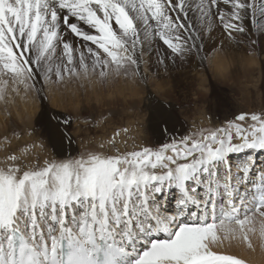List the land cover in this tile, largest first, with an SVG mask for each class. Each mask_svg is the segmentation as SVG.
I'll return each mask as SVG.
<instances>
[{
    "label": "snow or ice",
    "instance_id": "obj_1",
    "mask_svg": "<svg viewBox=\"0 0 264 264\" xmlns=\"http://www.w3.org/2000/svg\"><path fill=\"white\" fill-rule=\"evenodd\" d=\"M214 25L260 43L264 0H0V98L41 72L141 71L157 41L186 60ZM236 119L156 149L0 168V264H244L214 251L237 233L251 247L264 218V114Z\"/></svg>",
    "mask_w": 264,
    "mask_h": 264
},
{
    "label": "rangeland",
    "instance_id": "obj_2",
    "mask_svg": "<svg viewBox=\"0 0 264 264\" xmlns=\"http://www.w3.org/2000/svg\"><path fill=\"white\" fill-rule=\"evenodd\" d=\"M242 44V46L246 47V43ZM247 50L248 51L245 52L246 56L254 54L251 49L248 48ZM167 51L170 54V50L167 49ZM212 55L213 54L207 55V58L205 56L204 63L200 65V71H197L194 80H189L188 87L182 88V90L172 89L169 94H165V92L161 90H156V85H152L149 78L147 81L139 79L137 75L138 71H135L133 67L127 69H131L132 72L134 70V80L138 78L137 88H142L141 90L147 92V88L145 87L148 86V89L154 92L155 97L160 104L163 106L172 105L171 108H173L171 114L176 118L174 119L176 127L173 130H170L169 128L163 129L161 131L163 135H158L151 127L149 122L151 107L148 106L146 96L142 95L144 94L143 92L140 94L141 100H129V95L127 93L125 96L118 95V100L113 101L108 99L107 96L109 93L115 96L116 92H122L130 81L133 82V78L125 76V80L120 81L119 79L101 77L98 75V71L92 73L94 76H91L85 82H67L66 78L53 82L50 79L44 78L42 81V92L46 106L64 114L67 118L64 122L65 125L62 126L64 129H68V134L72 136L75 147L70 158H80L81 156H87L90 153L99 154L100 152L106 155H115L116 149H119L120 152H131L133 150H138L143 146L156 149L174 141H179L181 137L196 136L201 132L228 127L230 122L240 123L236 117L241 114H264V64L260 66L259 70H255L249 65V63L246 65H244L245 63L236 64L237 66L233 65L232 72L229 71L230 80L223 78L221 80V78H216L213 75V73H215V68L214 63H212L214 55ZM174 60L182 62L186 61L179 59ZM256 60L259 61L258 59ZM262 62L264 63L263 58ZM107 70L115 71V68L113 67ZM120 71L124 70L122 69ZM247 75H249L248 79L246 77ZM235 81H241L243 85H246L249 88L246 87L247 91L240 90L237 88V85H235ZM200 83L204 84L200 86ZM16 85L22 92L28 91V93L24 94V99L31 98V102L35 101L37 105H39V110L36 116L39 120L37 118V122L34 121L35 124L31 126V132L28 133L27 131L22 130V128L19 129V126H22V124L12 112H9L10 120L8 118L9 114L5 115L6 113L4 112L1 114L0 124L9 123L10 125L18 126V128H16V131L13 134L10 132L5 134L9 139H7L5 135H1L2 137L0 136V165L3 169L12 166L13 163L20 165L25 169L40 168L45 164V159H47V153L45 152L49 149V139L46 135L47 131L45 129L46 125L40 117L41 115L45 116L46 114L40 110L41 101L37 93L38 90L33 86L31 81H28L27 84L15 85L10 82L7 87L9 88ZM53 86H57V89H60V91L61 88L66 86H72L73 88H76V90L80 87L79 89H82V91L72 98V102L70 101L71 97H64L62 99L64 102H62L63 105L66 106V109L68 108L66 110L53 105L52 93L50 91ZM14 89L16 88H12L14 93L13 97H16L17 93ZM200 91L203 92L201 93ZM197 94H202V102L198 106L191 105L190 103L194 101L193 99ZM145 95H147V93ZM97 96H100V98ZM8 99L9 95L6 92L4 93L3 98H0V101L4 103V106H8ZM110 102L114 104H111ZM74 104L78 105V112L75 111L76 105ZM1 111L2 108L0 106V112ZM201 115H204L203 118L208 122L207 124H202V120L200 121L199 119L195 122L197 118H201ZM202 125H207L206 127L211 126V128L206 129L205 127L201 130V127H203ZM117 133H119V135H117ZM10 134L13 136L16 135L15 138L18 139L16 141L11 140ZM112 141H114V143H112ZM38 154H40L42 158L41 156L39 157ZM23 155L29 156L30 161H28L26 156L23 157ZM10 156H16L17 160L13 162L8 159ZM243 156L244 153L234 154L233 163L238 164L240 158ZM254 156L259 157L257 164L264 166V155L255 153ZM259 170L260 168L257 167L256 171L258 172ZM262 223H264V218L260 217L258 214L253 217L252 227L255 231L248 233L252 246V239L256 233L260 232ZM238 243L246 248V253H251L253 250V247L251 246L250 248L248 244L240 238L239 233H237L236 237L227 239L220 245L221 251L223 252L221 254L226 255L232 250L231 248L238 247ZM238 253L240 254L241 251L238 250ZM232 254H234V252ZM233 257L240 259L236 256ZM242 261L244 264H257L256 256L250 258V255H246V258Z\"/></svg>",
    "mask_w": 264,
    "mask_h": 264
},
{
    "label": "bare ground",
    "instance_id": "obj_3",
    "mask_svg": "<svg viewBox=\"0 0 264 264\" xmlns=\"http://www.w3.org/2000/svg\"><path fill=\"white\" fill-rule=\"evenodd\" d=\"M214 29L215 30L211 34H205L204 35L202 42L198 41V43H200L199 51L189 55V57H187L186 61H184V62L175 61L171 57V55L168 53L166 46H164L162 43L157 41V43L155 45H153L152 50L153 51L158 50L159 51V57H157L156 55H152V56L144 55L141 58V64H140L141 71L137 72L139 79H141L142 81H147L149 78V81L151 82V84L156 85V90H159V91L161 90V91L165 92V94H169L172 89L173 90H177V89L182 90V88L188 87L189 82H190L189 80L190 79H191V81L194 80L197 71H200L199 70L201 67L200 65H202V63H204L203 61H204L205 56L207 58V55H209V54L214 55V60L212 63H214V68H215L214 72L215 73H213V75L216 78L217 77L219 79L221 78V80H222V78L226 79V80L230 78L229 77L230 76L229 71L232 70L233 65L244 64V63H245L244 65H246L249 63V65L251 67H253L255 70L256 69L259 70L260 66H262L264 64L262 62V58L264 59V41L257 43V44H252L251 40L253 39V36L251 33H249V36L247 38H245L243 35H237L236 39H229L222 34V31L220 29H216L215 25H214ZM242 43H246V47L242 46L243 45ZM248 48L253 51V53H254L253 55L246 56L245 52L248 51L247 50ZM159 59H164L165 63H163V64L159 63ZM256 59H258L259 61H257ZM106 72H107V74L105 76H101V77L119 79L120 81L125 80V76L129 77V78H133V82L130 81L127 84L126 88L123 89L122 92L121 91L116 92L115 96L113 94L109 93L107 96L108 99L113 100V101L118 100L119 96H121V95L125 96V94L127 93L129 95V97H128L129 100L130 99L141 100L140 94L143 92L144 94H142V95L146 96L148 106L151 107L149 122L151 124V127L154 129L155 133H157L158 135H161L162 134L161 131L163 129L169 128L170 130L171 129L173 130L176 127L175 126V120H174L176 118H174L175 116L173 114H171L172 113L171 110L173 108V107L171 108L172 105L171 106L170 105H168V106L164 105L163 106L162 104H160L159 101L157 100V98L155 97L154 92L150 91L148 89V86L145 87V88H147V92H144V90H141L142 88H137L138 87V82H137L138 78H136V80H134V78H135L134 77V70L132 72V70L130 69V70H127V72H126L125 70L124 71H116V70L113 71V70H107L106 69ZM247 72H248V70H247ZM92 73H96V72L90 71L87 75H85L83 72H81L79 76L65 75L64 78L67 79V82H70V81H83V82H85L91 76H94V74H92ZM97 73L99 75V72H97ZM202 73H203V71H202ZM246 77L248 79L249 75H247ZM44 78L50 79L53 82L57 81L58 79H56L55 76H52L51 78H49V77L45 76L43 72H41L39 74V76L36 78L35 85H34L38 90L37 93H38V95L40 97V101H41V109L40 110L46 114L45 116H43V115L40 116L41 119H43L44 124L46 125V128H45L47 131L46 135L48 136V139H49L48 140L49 149H47L45 152V153H47V155L45 154L47 156V159H45V162L46 161H52V160L59 161V160L69 159L72 152L74 151L75 147H74V141H73L72 136H70L68 134V131H67L68 129H66V128L64 129V127L62 126V125H65L64 122L67 120V118H66V116H64V114H61V113L57 112L56 110H54L52 108H48L46 106L45 99L43 97V92H42L43 91L42 90V81ZM129 80H131V79H129ZM204 81H205V79H204ZM31 82L33 83V81H31ZM235 83H236L235 85H237L238 89L247 91L246 87H248V86L243 85V83L241 81H235ZM202 84H204V83H200L199 85L202 86ZM13 87L16 88V89H14L15 92L17 93L16 97H13V94H14L13 90H12ZM79 88H78V90H76V88H73L72 86H70V87L66 86L64 88H61V91H60V89L59 90L57 89V86L51 87L50 91L52 93L51 96L53 98L52 99L53 105L57 106L59 108H62V109H66V106L63 105L64 102L62 101V99L64 97H71L70 101L72 102V98L74 96L78 95V93L80 91H82V89H79ZM6 92L9 95V99H8L9 105L4 106V103H2L0 101V106L2 108V111L0 112V116L4 112V113H6L5 115L9 114L8 118L10 120V113L9 112H12L22 124V126H19V129L22 128V130L30 133L31 132V126L33 124H35L34 121L37 122L38 117H36V116H37V112L39 110V105H37V103L35 101L31 102V100H30L31 98L24 99V94L28 93V91L22 92L21 90H19L17 88V85L9 87V88L7 87L4 90V93H6ZM200 92L202 93L203 91H200ZM4 93H3V95H4ZM146 93H147V95H145ZM97 97L100 98V96H97ZM97 97H95V98H97ZM193 100L194 101L190 104L198 106L202 102V94H197V96ZM128 102H130V101H128ZM111 104H114V103H111ZM167 104H169V103H167ZM74 105H76V104H74ZM77 106L78 105L75 106L76 112H78ZM200 117L201 118H197L195 122H197V120L199 119L200 121L202 120L201 121L202 124L208 123L207 121L204 120V118H203L204 115H201ZM3 118H1V119H3ZM38 120H39V118H38ZM202 126L203 127H201V130H203L207 125H202ZM16 128H18V126L10 125L9 123H5V124L1 123L0 124V136L1 135L4 136L5 134H8L9 132L13 134V133H15ZM207 128H211V126L206 127V129ZM15 136L11 135L10 139L13 141H16L18 138H15ZM7 139H9V137H7ZM99 154H103V153L100 152ZM103 155H106V154H103ZM253 155H255V153H253ZM25 156L28 159V161H30L29 156L23 155V157H25ZM38 156L40 157L41 155L38 154ZM41 158H42V156H41ZM239 163L240 162H238V164ZM23 167H24V165H23ZM0 168H2L1 165H0ZM262 227H264V223L261 224L260 232L256 233L252 239L253 246L252 245L251 246L253 247V250L251 251V253H248V252L246 253V251H245L246 248L238 243V247L231 248L232 250L229 253H227L226 255H230V256L233 255V256L239 257L241 260H244L246 258V255H250V258H254V256H256L257 264H264V236H261L262 235L261 234V228ZM238 250L241 251L240 254L238 253ZM254 250H255V253H254ZM214 251L219 252L220 254L223 253L221 251L220 246L215 248ZM233 252H234V254H232Z\"/></svg>",
    "mask_w": 264,
    "mask_h": 264
}]
</instances>
